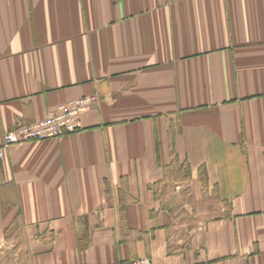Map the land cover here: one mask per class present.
Masks as SVG:
<instances>
[{
  "label": "crops",
  "instance_id": "crops-1",
  "mask_svg": "<svg viewBox=\"0 0 264 264\" xmlns=\"http://www.w3.org/2000/svg\"><path fill=\"white\" fill-rule=\"evenodd\" d=\"M90 96L4 150L0 264H264V0H0V145Z\"/></svg>",
  "mask_w": 264,
  "mask_h": 264
},
{
  "label": "built area",
  "instance_id": "built-area-1",
  "mask_svg": "<svg viewBox=\"0 0 264 264\" xmlns=\"http://www.w3.org/2000/svg\"><path fill=\"white\" fill-rule=\"evenodd\" d=\"M96 98L82 97L61 104L58 109L46 118L32 123H20L5 134L0 145V160L4 150L12 144H21L27 141L60 140L81 129V116L88 112ZM23 138V140H19ZM129 264H151L148 259H136Z\"/></svg>",
  "mask_w": 264,
  "mask_h": 264
},
{
  "label": "rangeland",
  "instance_id": "rangeland-1",
  "mask_svg": "<svg viewBox=\"0 0 264 264\" xmlns=\"http://www.w3.org/2000/svg\"><path fill=\"white\" fill-rule=\"evenodd\" d=\"M203 203H206V205L204 206V204H203V207H202L203 212H201L203 214L202 216L209 217L212 214V217H213V216H217L220 214L218 212V210L216 209V204H215L214 200L203 202ZM214 208H215V210H214Z\"/></svg>",
  "mask_w": 264,
  "mask_h": 264
},
{
  "label": "bare ground",
  "instance_id": "bare-ground-1",
  "mask_svg": "<svg viewBox=\"0 0 264 264\" xmlns=\"http://www.w3.org/2000/svg\"><path fill=\"white\" fill-rule=\"evenodd\" d=\"M19 140L21 141V140H23V138H19Z\"/></svg>",
  "mask_w": 264,
  "mask_h": 264
}]
</instances>
